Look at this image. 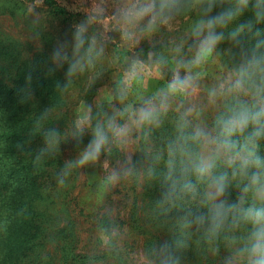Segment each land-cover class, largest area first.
Segmentation results:
<instances>
[{
    "label": "rangeland",
    "instance_id": "1",
    "mask_svg": "<svg viewBox=\"0 0 264 264\" xmlns=\"http://www.w3.org/2000/svg\"><path fill=\"white\" fill-rule=\"evenodd\" d=\"M54 1L62 14L45 0H0V96L25 95L31 119L41 111L39 99H64L66 105L50 104L39 117L62 120L67 114L71 128L81 132L89 130L103 105L111 111L123 104L127 115L121 117L115 109L117 120L111 124L123 134L109 128L112 147L97 159L78 165L92 139L75 145L64 131L37 147L44 157L31 163L44 174L35 185L27 187L15 173V180H2L3 190L8 188L34 214L25 212L23 221L8 227L0 224V235L11 234L0 236V264H226L243 246L251 225L234 222L232 214L216 233L207 221L188 223L209 214L207 184L191 172L181 177L177 156L173 190L167 179L169 146L177 142L185 119L186 133L197 125L213 130L216 117L234 101L236 94L228 89L241 66L253 52L264 57V44L256 47L264 41V21L255 23L254 9H244L216 29L224 39L193 65L200 39L193 34L197 23L235 9L238 0H222L211 12L209 0H177L165 12L167 22L158 19L151 29L150 16L131 23L124 18L150 0ZM248 21L254 22L253 30L232 39L230 34ZM78 32L84 43L76 50ZM58 49L67 60L53 59ZM73 60H79L82 70L68 76ZM177 71L181 78L191 76L193 87L169 95L167 107L160 108ZM253 79L259 82V73ZM214 89L218 95L213 102ZM149 101L158 109L155 122H140L139 110ZM188 147L198 151L191 141ZM215 172H228L230 183L222 199L235 202L246 181L233 179L232 169L223 164ZM185 181L195 186V193L183 188ZM105 216L108 229L102 226Z\"/></svg>",
    "mask_w": 264,
    "mask_h": 264
},
{
    "label": "clouds",
    "instance_id": "2",
    "mask_svg": "<svg viewBox=\"0 0 264 264\" xmlns=\"http://www.w3.org/2000/svg\"><path fill=\"white\" fill-rule=\"evenodd\" d=\"M176 3L177 0H160L157 8L156 0H150L146 5L125 13L124 18L131 23L133 20L150 16L148 28L151 29L158 19L167 22L168 16L165 12L170 13L176 7ZM214 3L215 0H209L208 12L212 11ZM248 5L249 0H238L235 9H226L197 23L193 34L200 39L196 56L191 61L193 65H198L224 39L223 32H217L216 29L225 27ZM253 7L255 23L264 21V0H256ZM253 27V21L242 23L230 34L231 38L236 39L246 30L251 32ZM256 34L259 35V32L257 31ZM75 40V49L78 50L84 43L79 32ZM260 44H264V41H259L256 47L258 48ZM53 59L59 62L67 60L68 57L65 52L58 49L53 53ZM78 70H82V66L79 60H73L69 62L67 75L71 76ZM257 73H259V82L253 79ZM192 87V77L186 75L181 78L177 71L167 86V92L161 100L160 108L167 107L169 95L186 93ZM228 91L235 93L236 96L233 103L226 106L225 111L216 117L212 131L197 125L190 133H186L185 129L188 128L189 123L186 119L183 120L179 126L180 135L177 142L169 146L167 179L173 181L172 189L174 190L177 181L173 180V173L176 167V157L179 156L181 177L191 172L198 182H206L205 201L210 205L207 216L198 215L194 221L188 223L203 224L207 221L209 230L216 233L221 229L229 214H232L234 222L242 220L250 224L251 228L243 246L237 250L234 257L226 259V264H239L240 261H243V264H264V157L260 155V142L264 140V57H259L253 52L239 69ZM217 95L215 89L210 93L213 102ZM240 95L248 96L249 99H240ZM157 112V107L149 101L139 110V121L153 123ZM190 112L191 110L185 113V116ZM109 128L115 135L123 134V130L116 129L111 123ZM189 141L197 146L198 151H193L188 147ZM107 143L106 132L98 126L94 138L76 163L82 166L97 159ZM220 164L232 169L233 179L239 176L246 181L243 184L241 195L233 203L222 199L230 181L228 172L219 174L215 172ZM110 179L116 180L117 175L113 174ZM58 183L63 185V178ZM183 188L195 193V186L191 182L185 181ZM249 197L251 202L245 207L246 198Z\"/></svg>",
    "mask_w": 264,
    "mask_h": 264
},
{
    "label": "trees",
    "instance_id": "3",
    "mask_svg": "<svg viewBox=\"0 0 264 264\" xmlns=\"http://www.w3.org/2000/svg\"><path fill=\"white\" fill-rule=\"evenodd\" d=\"M45 1L55 12L59 14L64 12L63 9L56 5L54 0ZM221 1L222 0H215L212 9L216 8ZM159 2L160 0H156L157 8L159 7ZM254 4V1L250 4L249 0L248 7L254 9ZM248 7L246 9H250ZM158 49H160V47ZM91 97L92 96H89V99ZM38 103L41 104L39 108L41 111H37L34 114L37 118H33L36 119H31L28 118L30 115V106L25 95L7 92L0 96V224L4 223L7 225L6 227L11 226L14 221H23L22 219L25 217V212L33 215L34 211L31 210V212H27L25 207H23L24 203H19V201L12 196L8 188L3 190L2 180H15L13 177V173H15L21 181L26 183L27 187L35 185L38 177H41L44 173L41 168H39L40 172H37L38 169L31 163V160L36 158L39 159L40 162L41 157H44L38 152L39 150L36 151V149L40 145H43L45 138L54 137L60 133L66 132L69 137L68 140L73 142V144L84 146L87 140L94 138L95 131L99 126L104 129L108 136V143L101 151L106 153L113 141H109L111 137L109 124L117 120L114 119L115 109H118V114L122 115L121 117L127 115V111L123 104H118L111 111H108L106 108L107 106L103 105V109L100 108L96 111L95 117L92 119V126L89 130L87 132H81L71 128V121L67 118V114L63 116L62 120H55L47 116L44 119L39 117L40 114H42L40 112L47 109L50 104L54 106L56 104L66 105L64 99H60L59 97L52 99L49 96H44L42 99H39ZM100 118L102 119L100 120ZM66 121H68V124ZM13 123L16 124L11 126ZM43 124L45 127H43ZM55 124H57V128H53ZM53 133L55 135H52ZM86 148L87 147H85V150ZM14 153H17V158L14 156ZM25 155H27V157H25ZM260 155L264 157V144L260 146ZM246 202L247 203L244 205L245 207L250 204V198H246ZM191 224H193V222ZM102 226L105 229L110 228L108 217L105 216L103 218ZM10 235V231H8L7 234L0 236L9 238ZM197 236L200 235L197 233Z\"/></svg>",
    "mask_w": 264,
    "mask_h": 264
}]
</instances>
